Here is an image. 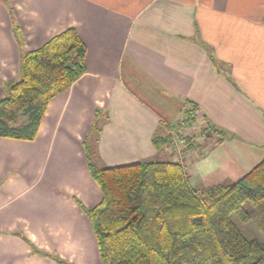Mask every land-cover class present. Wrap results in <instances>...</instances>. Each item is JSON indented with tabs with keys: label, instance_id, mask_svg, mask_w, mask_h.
Returning <instances> with one entry per match:
<instances>
[{
	"label": "crops",
	"instance_id": "crops-1",
	"mask_svg": "<svg viewBox=\"0 0 264 264\" xmlns=\"http://www.w3.org/2000/svg\"><path fill=\"white\" fill-rule=\"evenodd\" d=\"M69 29L86 73L50 102L34 141L0 137V264H100L77 203L102 200L85 144L99 168L176 162L154 139L196 107L193 126L233 136L200 138L185 158L196 191L264 161V0H0V99L23 52Z\"/></svg>",
	"mask_w": 264,
	"mask_h": 264
},
{
	"label": "trees",
	"instance_id": "trees-1",
	"mask_svg": "<svg viewBox=\"0 0 264 264\" xmlns=\"http://www.w3.org/2000/svg\"><path fill=\"white\" fill-rule=\"evenodd\" d=\"M10 12L20 36L11 8ZM86 54L75 29L39 50L23 52L19 75L0 99V137L34 141L50 102L86 73ZM196 112L192 107L185 114ZM98 118L97 114L93 133L99 130ZM206 125L220 141L233 138ZM154 144L159 150L171 146L160 136ZM85 149L102 200L92 209L77 203L92 226L100 264H264V243L241 229L256 222L264 230V161L237 182L198 192L184 164L147 160L99 168L86 144Z\"/></svg>",
	"mask_w": 264,
	"mask_h": 264
},
{
	"label": "built area",
	"instance_id": "built-area-1",
	"mask_svg": "<svg viewBox=\"0 0 264 264\" xmlns=\"http://www.w3.org/2000/svg\"><path fill=\"white\" fill-rule=\"evenodd\" d=\"M196 113L184 114L177 126L169 130L167 139L170 141V149L175 158H181L185 153L192 152L193 146L197 148V134L194 133L193 129L188 124L189 119H195ZM192 148V149H191Z\"/></svg>",
	"mask_w": 264,
	"mask_h": 264
},
{
	"label": "rangeland",
	"instance_id": "rangeland-1",
	"mask_svg": "<svg viewBox=\"0 0 264 264\" xmlns=\"http://www.w3.org/2000/svg\"><path fill=\"white\" fill-rule=\"evenodd\" d=\"M196 115L197 116H195V119H198L199 115L198 114H196ZM190 127L193 129V127H195V126H193V123H192L190 125ZM195 128H196V130L194 129V133L197 134V141L195 142V143H197V148L193 146L192 152H189L188 154L185 153L181 158H173L174 160H176L177 163L184 164L185 158H188L189 156L194 154L193 153L194 151H198L201 149L203 150L204 142L200 141V138L205 140V139L210 138L211 135H216V134H214L213 130H211L212 128L208 127V125H206V124L204 126H202L201 129L198 128L197 126ZM173 157H176V156L173 154ZM155 161H158V160H155ZM241 229L245 233H247L249 236H253L256 239H259V241H261L262 243H264V236H263L264 230L259 226V223L253 222L247 226H241Z\"/></svg>",
	"mask_w": 264,
	"mask_h": 264
}]
</instances>
